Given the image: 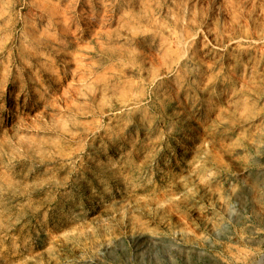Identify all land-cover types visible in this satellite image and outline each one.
<instances>
[{
	"label": "rangeland",
	"instance_id": "1",
	"mask_svg": "<svg viewBox=\"0 0 264 264\" xmlns=\"http://www.w3.org/2000/svg\"><path fill=\"white\" fill-rule=\"evenodd\" d=\"M0 264H264V0H0Z\"/></svg>",
	"mask_w": 264,
	"mask_h": 264
}]
</instances>
